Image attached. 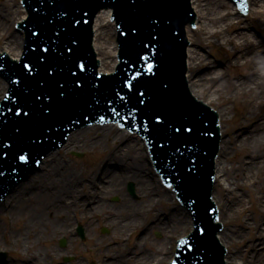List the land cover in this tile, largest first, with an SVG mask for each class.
<instances>
[{
    "label": "bare ground",
    "instance_id": "obj_1",
    "mask_svg": "<svg viewBox=\"0 0 264 264\" xmlns=\"http://www.w3.org/2000/svg\"><path fill=\"white\" fill-rule=\"evenodd\" d=\"M253 3L251 11H257L264 20V0H253ZM193 7L202 22L199 33L203 41L212 45L215 37L221 44L231 45L233 58L227 66L249 69L241 74H228L225 69L217 68L204 53L195 51L193 46L189 49L191 70L197 63L199 67L210 68L194 79L192 74L188 75L192 91L198 98L201 99V95L211 100L224 97L226 101H233L239 94L245 97L247 106L241 123L228 137L230 140L221 143L216 181V188L222 191L226 201L225 204L219 201L221 221L226 228L234 219L238 221L240 218L241 221L230 224L227 230L219 233V237L230 250L236 248L234 257L230 256L231 251L227 255V264H264V44L246 30L229 34L237 18L235 15H238L231 0H194ZM26 17L27 11L20 0L0 2L1 52L20 58L24 35L17 30L11 31L18 20ZM237 23L236 29L241 30V19ZM187 30L190 40H195L197 32L189 27ZM7 89L6 81L0 79V99ZM95 128L100 131L89 136ZM112 133L113 125L87 127L74 132L63 149L94 150L103 146L104 156L94 169L88 170L89 173L77 170L74 163L65 162L53 153L45 159L47 163L43 164L39 175L34 174L23 182L21 188L6 199L5 205H1L0 245L8 250H24L22 259L5 264H48L49 259L61 256V253L55 244L45 243H53L60 236L75 241V226L84 224L89 233L96 229L94 218L97 215L111 224L114 234L120 237L113 245L89 237L94 241L93 247L101 251L99 254L104 253V264H167L171 261L173 253L167 244L168 239L185 234L193 221L185 210L173 206L169 213H161L158 206L163 201L170 203L176 194L171 195L172 190L166 189L153 197V193L161 191L163 186L159 177H153V168L145 160V143L135 136L125 135V131ZM227 162L231 163L230 168ZM222 176L224 178L220 179ZM128 182L135 183L137 202H132L126 192ZM111 195L120 196L119 205L107 201ZM133 228L145 231V234L133 243L126 240L127 246L135 245L134 252L126 254L124 237ZM154 230H159L163 237L149 242ZM235 257H240L241 261ZM77 259L76 264H81V259Z\"/></svg>",
    "mask_w": 264,
    "mask_h": 264
},
{
    "label": "rangeland",
    "instance_id": "obj_2",
    "mask_svg": "<svg viewBox=\"0 0 264 264\" xmlns=\"http://www.w3.org/2000/svg\"><path fill=\"white\" fill-rule=\"evenodd\" d=\"M3 0H0V2ZM252 2V7L254 6L253 4V0H251ZM224 11L227 10V7L224 6ZM257 11L252 10L251 14L248 16H240V15H235L237 18L234 20V25L230 28V33L231 35H234L237 31H247L251 34H253L254 39L259 40L260 43L264 44V20L261 18L260 15H257ZM241 19L240 25H242L243 27H241V30L236 29L237 26L236 24L237 21ZM207 22H209L208 19H206ZM201 25L202 22H199V29H196L195 32L196 36H195V40H193L194 45L193 48L194 50H198L201 53H204L209 59L212 60V63L216 65L217 68H221V69H225L226 72H228V74H241V73H245L247 72L249 69L247 67H228L229 66V60L233 58V54H232V46L231 45H227V44H221L219 42L218 38L213 37V41H212V45L209 43H206L203 41L199 30L201 29ZM15 26L13 27L12 31H15ZM204 28V27H203ZM221 41V39H220ZM197 43H202L204 46H198ZM206 43V44H204ZM2 44H0L1 46ZM195 63V62H194ZM228 65V66H227ZM198 66V63L194 65L193 69L190 70V74L192 79L197 78L199 75L203 74L205 71L209 70V66L206 68H202ZM224 70V71H225ZM189 71V70H188ZM200 97H202L204 100L208 101V104L213 106L217 111H222V115L223 116V120H222V124H223V130H224V136L226 140H230V138H228L230 136V134L232 133V131L236 128L238 123H241V119H243V116L245 115L244 112L246 110V101H245V97L241 96L240 94L237 96V98L233 101H226L224 97L220 98V100L216 99V100H211V98H207V97H203L200 95ZM221 101V102H219ZM223 101H225V103H223ZM221 114V113H220ZM100 128H95L93 130L90 131L91 134H89V136H94L95 134H97L98 130ZM115 133H118V128H114L113 127V133L112 135H114ZM126 135V134H125ZM223 143V142H222ZM229 144V143H228ZM103 146H100L98 148H95L94 150H88V149H82V150H67V149H60V151H55L54 152V156L58 157L62 160H64L65 162H72L75 164L76 169L77 170H81V171H85L86 173H89L88 170L90 169H94V167L98 164L99 161H101V159L103 158ZM107 151H104V154H106ZM80 155V156H79ZM148 157V156H146ZM145 157V160L148 162L147 158ZM47 163V162H46ZM149 164V163H147ZM228 167H231V163L227 162ZM43 172V171H42ZM154 173V172H153ZM39 175V174H38ZM154 177V175H153ZM224 178L223 176L220 177V179ZM150 180H153L152 177H149ZM126 192L130 195L131 201L132 202H137L138 196L136 195V197L134 196V194H132V192L129 189V186H126ZM216 195H217V200H218V204L220 205V209L221 204L219 201H221L222 204H225V196L222 194V191L219 188H216ZM165 188L163 187L161 191H155L153 193V197H157L159 196V194L161 195L162 193L165 192ZM136 191V189H135ZM173 193H171L172 195ZM219 197V198H218ZM170 198V197H169ZM117 199V200H114ZM119 199V200H118ZM171 202L167 203L165 201L162 202L161 205L158 206V209H162L161 213H169L170 207L174 208H181V205L178 201H175L176 199L173 197H171ZM249 199V198H247ZM107 201L110 204L113 205H119L121 198L119 195H111L109 196V198H107ZM224 202V203H223ZM1 211V210H0ZM250 214H253V212H249ZM94 218V221L96 224V229L95 230H91L89 233H87V231L84 229V238H82L77 232L76 235L74 236V240L70 242L68 240V237H65L67 239L66 242V246L62 247L60 245V240L62 238V236L57 237L53 243L47 242L45 243L46 245H50V244H55L56 248L58 247L61 253V256L58 257H54L53 259H49L48 260V264H59L60 262L62 264H76V262L78 259H81V264H104L103 260H104V253L101 255L99 254L101 251H99V249H95L94 246V241L97 240H102L104 243H111V245L115 244V239L120 238L117 233L116 235L114 234V230H113V226L111 224H109L108 222L106 223V221L101 220L99 216ZM3 218V216H2ZM98 219H100L98 221ZM5 220H7V218H5ZM237 220V219H236ZM235 219L232 220L230 223H227V226H231L232 224H235L236 222L241 221L240 218H238V221H236ZM149 220H147L148 222ZM146 222V223H147ZM231 224V225H230ZM84 225V224H83ZM238 225V224H237ZM84 227V226H83ZM143 227V226H142ZM227 227V228H228ZM141 228V227H140ZM226 228V230H227ZM106 229V230H105ZM192 230V228L190 229ZM138 231V232H137ZM189 231V230H188ZM145 232V231H143ZM140 232L138 230V228H133V230L131 229L130 234L129 235H125L124 237V241H123V245H124V249H125V253H133L134 250H132V248L135 245L130 244V246H127L126 244V240L129 239L132 241L133 240H139V238L141 236H143L145 233ZM190 232V231H189ZM188 232V233H189ZM188 233H185L184 235H187ZM160 234V235H158ZM152 236H150L149 238V242H153V240H161L163 235L159 230H154L151 233ZM92 236V239H94V241H91V239H89V237ZM253 236V235H252ZM178 236H172L171 239H168L167 244L172 248V253L174 254V249L175 247V243L176 240L178 239ZM151 245L155 244V243H150ZM165 245L166 242L164 243ZM151 247V246H150ZM236 247V246H235ZM236 248L231 249V254L230 256H233V253L235 251ZM118 249H114L113 251H116ZM0 251L1 252H5L7 253V258L5 262H1L0 264H5L6 262L10 261V260H14V259H22V255L21 253L24 252L23 249H17L14 250L13 248H11L10 250L6 249L4 246L0 245ZM113 251L111 253H113ZM77 253L79 255H77ZM69 258V260L67 261L66 258ZM236 258V257H235ZM77 259V260H76ZM238 261H241L240 257L236 258Z\"/></svg>",
    "mask_w": 264,
    "mask_h": 264
},
{
    "label": "snow or ice",
    "instance_id": "obj_3",
    "mask_svg": "<svg viewBox=\"0 0 264 264\" xmlns=\"http://www.w3.org/2000/svg\"><path fill=\"white\" fill-rule=\"evenodd\" d=\"M132 4H135L137 0H130ZM240 8L242 11L247 12V5L241 4ZM65 16H67V13H65ZM88 16L87 11H82V14L79 18H73L68 21V28L70 29H77L79 28L82 24H87L88 20L85 19V17ZM158 22V21H155ZM139 30L133 25L128 27L126 30L121 32V35L125 37H130L132 40H135L138 38ZM31 35L34 37H40L41 32L40 31H32ZM57 37L61 35L60 32L55 33ZM158 36L157 34H152L151 35V40L149 41V44L152 41H157ZM53 43H55L53 41ZM75 44L74 40L69 41L68 44H66L62 50L58 53L62 57H67L71 58L74 54V47L73 45ZM146 47L148 46L147 44L145 45ZM39 49V52L41 55L37 56L36 59V64H31V63H25L22 65L23 69L27 70V75L28 76H34L38 70L39 66L44 64L48 59L49 56L47 54H50L52 52L51 46H41L40 43L36 45L32 49V52L35 53ZM155 55V53H153ZM140 60L142 61H148L149 57L145 55H140L139 57ZM158 65L156 63H147L146 71L147 73L151 74L152 76L156 75V72L154 71L155 68H157ZM69 74L71 77H73L72 83H71V89L66 90V85L64 82L56 81L55 82V92H40L35 94L34 100L37 104H39V109H33V108H25L23 106H20L18 104H15L13 102L14 106H8L7 107V113H11L14 117L16 118H23L26 121H33L37 120L38 122L41 123V127L39 130V133L36 135L30 136L29 139V147H18L17 151L13 154L12 149H13V144L12 143H3L0 141V146H2V149H5L7 151L3 152V157H8L12 156L14 160L18 162V166L23 168L27 166L33 159V151H35L36 155H40L39 150L42 149L45 146V141L46 140H52V137L56 135L57 133H60L61 127H63V123L57 124L55 121L58 120L60 115L62 114V110L64 106L71 105L72 100L69 95V92H78L82 91L85 86H86V81L84 80L83 77H81L79 74H86L87 73V67L83 60H75L72 63V66L69 68ZM47 77L50 79L54 77L55 71L52 69L51 65L48 66V68L45 69ZM142 75L140 71H136L135 74L130 75L129 77L126 78L124 82H122V87L127 88L129 92L132 91L134 85L133 82H139V78ZM101 78L99 76L95 77L96 81H99ZM45 82L40 83V87L43 88L45 86ZM93 87L96 89H99L101 87L100 83H95L93 82ZM168 88L167 83H162V91L166 90ZM118 94V93H117ZM145 92L139 91V97L143 98L145 97ZM3 100H8L9 97L5 96L2 98ZM119 99L123 101L125 99L124 96H119ZM130 99V97H129ZM144 101L141 100L140 103H143ZM98 103V101H97ZM115 111V109H113ZM118 114V113H117ZM83 119H88V114H84ZM101 122H103L104 117H100ZM152 120L154 121V124L157 126L164 125L165 119L162 118L160 114L154 115L152 117ZM72 124L77 123V118L76 117H70L69 121ZM0 123H7V119L5 118L3 121H0ZM147 123V122H146ZM173 132L176 134H179L181 132L184 133H189L191 134L193 132V127L192 126H186V125H180V126H173ZM21 129L19 127L16 128V132L20 133ZM205 135L207 134L206 132L204 133ZM54 142V141H53ZM161 148L164 147L163 144L160 145ZM2 162V161H0ZM37 164H39V161H35ZM192 169H189V172H191ZM0 175H2V172H0ZM171 185H169L170 187ZM193 204L196 203L195 200L192 201ZM195 215V213H193ZM200 235H204V229L201 228L199 230ZM183 244H187L188 241H182ZM179 247V245H178ZM191 250V249H190ZM172 264H177L176 260L172 261Z\"/></svg>",
    "mask_w": 264,
    "mask_h": 264
},
{
    "label": "water",
    "instance_id": "obj_4",
    "mask_svg": "<svg viewBox=\"0 0 264 264\" xmlns=\"http://www.w3.org/2000/svg\"><path fill=\"white\" fill-rule=\"evenodd\" d=\"M110 16H111L110 10H103L102 12H100L97 15L95 22H94V26H93V28L95 30L94 46L96 48V51L98 52V59H100V61H101V64L98 68H99V71H102L104 73H111V71L114 70L116 63H117V59L115 57L117 50H118V44H116V37H115L117 34V30H116L114 23L110 22ZM9 55L13 58L11 53H9ZM14 59H19V58H14ZM189 86L191 88L190 82H189ZM191 90H192V88H191ZM11 116H12V114H11ZM7 119H9V118H7ZM79 131H82V130H79ZM223 138H224L223 141H225V136H223ZM69 139H70V137H69ZM69 139L67 142H69ZM56 151H60V150H56ZM218 159H219V157H218ZM41 169L39 171H41ZM216 171H217V162H216ZM39 173L40 172H38L36 174H39ZM31 178H32V176L29 179H31ZM217 178H218V171H217ZM216 181H217V179H216ZM25 182H27V181H25ZM21 185H22V183L20 185H18L17 188H15V191H13L12 194H15L18 191V188H21ZM214 187H215V185H214ZM10 196H11V194L7 197V199ZM5 202H6V200H5ZM5 202H4V205H5ZM224 230H226V226H225ZM228 255H229V253H228ZM225 258H227V256Z\"/></svg>",
    "mask_w": 264,
    "mask_h": 264
}]
</instances>
